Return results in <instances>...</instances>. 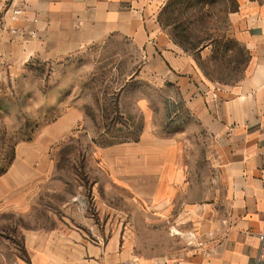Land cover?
Returning <instances> with one entry per match:
<instances>
[{"label":"crops","instance_id":"1","mask_svg":"<svg viewBox=\"0 0 264 264\" xmlns=\"http://www.w3.org/2000/svg\"><path fill=\"white\" fill-rule=\"evenodd\" d=\"M234 1L228 34L247 61L220 85L210 47L187 53L160 22L169 0H0V63L91 61L144 93L135 140L94 154V211L24 230L29 264H264V0ZM37 152L0 176V212L41 195Z\"/></svg>","mask_w":264,"mask_h":264},{"label":"rangeland","instance_id":"2","mask_svg":"<svg viewBox=\"0 0 264 264\" xmlns=\"http://www.w3.org/2000/svg\"><path fill=\"white\" fill-rule=\"evenodd\" d=\"M195 3L182 0L167 10L165 21L188 28L195 42L213 36L219 43L215 53L208 46L210 60L203 66L220 85L239 82L247 56L229 38L228 20L217 14L207 21L208 28L196 30V22L189 25ZM124 80L91 61L31 59L24 68L15 60L0 63V176L22 149L37 150L43 164L42 192L28 212H0V264H29L23 231L50 226V214L64 219L86 207L94 211L91 201L86 205L82 198L90 199L93 184L103 179L94 164L95 152L134 141L142 127L136 103L143 90L119 91Z\"/></svg>","mask_w":264,"mask_h":264},{"label":"trees","instance_id":"3","mask_svg":"<svg viewBox=\"0 0 264 264\" xmlns=\"http://www.w3.org/2000/svg\"><path fill=\"white\" fill-rule=\"evenodd\" d=\"M181 1L182 0H169L166 8L160 15V22L163 26L171 29V35L174 41L185 52L194 54L211 44L212 52L215 53L219 42H217V40L213 36H208L206 40H196L195 42L191 40L190 33H188V28H184L180 24H169L165 21L167 10H171L172 7L174 8ZM229 4L230 7H228ZM194 5L196 6L195 15L192 17V21L189 23V25L191 26L194 22H196V30L198 28H208L206 27L207 21L213 19L215 16H217V14H224L223 16L226 20L228 14L233 13L237 10V5L234 0H196V3ZM222 40L225 41L226 38L223 37ZM228 43L233 44V42L231 41H228Z\"/></svg>","mask_w":264,"mask_h":264},{"label":"built area","instance_id":"4","mask_svg":"<svg viewBox=\"0 0 264 264\" xmlns=\"http://www.w3.org/2000/svg\"><path fill=\"white\" fill-rule=\"evenodd\" d=\"M21 14V12L19 10H13L12 13L10 14L9 16V19L11 21V23H17L18 21V17L19 15ZM22 32V30L18 27H12L10 28V33L13 34V35H17V34H20ZM261 238V241L262 243L264 242V235L260 237Z\"/></svg>","mask_w":264,"mask_h":264}]
</instances>
